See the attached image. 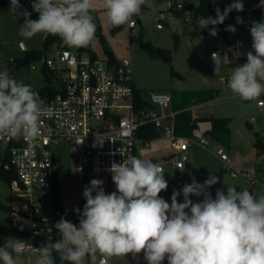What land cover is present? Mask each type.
Instances as JSON below:
<instances>
[{"label":"clouds","instance_id":"9594fccd","mask_svg":"<svg viewBox=\"0 0 264 264\" xmlns=\"http://www.w3.org/2000/svg\"><path fill=\"white\" fill-rule=\"evenodd\" d=\"M145 0H32V9H23L20 0H10V11L24 18L18 35L31 39L38 33L59 36L68 47H87L95 37L93 13L98 6L112 26L124 25L141 13ZM264 5V0H260ZM233 10H244L242 0H233L223 12L215 9V18H197L200 29L217 35L215 26L223 24ZM226 31L235 33L229 25ZM252 50L246 63L234 67L228 87L246 101L264 95V21L250 28ZM253 52L255 54H253ZM241 53L235 52L239 58ZM214 71L218 73L227 56L212 53ZM206 82V81H205ZM39 94L30 85L18 81L7 71L0 72V135L36 138L41 117L51 118ZM109 171L116 191L106 194L103 181L92 179L85 186L86 203L79 214V226L61 218L55 229L60 239L50 247H37L35 264H56L54 253L69 264H106L110 257L135 258L143 253L147 264H264V195L257 198L248 189L226 186L217 189L215 198L206 189L218 183L209 174L203 184L193 180L174 191L171 203L160 196L168 188L163 168L151 160L128 156L122 163L112 162ZM183 195V202L178 197ZM191 196H204L193 202ZM17 237L0 244V261L16 264L14 256L24 248Z\"/></svg>","mask_w":264,"mask_h":264},{"label":"rangeland","instance_id":"374dc122","mask_svg":"<svg viewBox=\"0 0 264 264\" xmlns=\"http://www.w3.org/2000/svg\"><path fill=\"white\" fill-rule=\"evenodd\" d=\"M0 1H4L0 5V72L7 71L10 76L14 77L16 59L22 58L25 51L43 52V60L37 63L36 68L32 64L25 65L18 70L14 78L30 85L32 89L39 90L45 86H50L54 90H58L60 88V74L57 71L51 72L49 70L47 74H44L46 69L44 60L51 57L58 49L67 50L74 54L87 52L81 51L80 48L68 47L63 41V47L53 46L44 51V35L38 33L31 39H25L18 35L21 22L18 16L10 11V0ZM179 1L186 6H198L200 2V0ZM244 1L250 2V0ZM232 2L233 0H216L214 7L226 8ZM20 4L23 9H27L31 13V19H38L39 14L32 9V0H20ZM176 4L173 0H145L143 4L145 10L139 16L141 25L136 18H132L137 22L135 29H131L128 22L118 30H113L105 12L98 6L102 37L117 61H131L134 89L140 91L142 98L147 102H150L151 93H166L171 96L180 92L196 90L214 92L212 101L203 104L197 103L194 106L192 104L191 109L197 118L214 117L227 120L230 129V145L229 147H221L210 137L205 136L204 132L209 128L207 123L200 124V129L194 133L192 139L197 141L204 138L209 142L207 149H200L202 151L199 152L202 156L204 154L207 156V153L210 154V152L216 156V149L221 147L230 160V167L234 171L246 175L240 174L233 178L225 171L224 168L226 167L223 162L216 160L217 156L212 157L213 159L203 157L201 159L202 165L205 163L212 167L218 165L222 171L216 172L217 174L212 173L219 178V181L211 187L213 192L211 196L215 198L217 189L226 190V186H235L237 190L248 189L259 198L264 195V152H259L256 136L264 137V105L259 106L258 104L260 101L264 102V95H261L257 100L246 101L238 95H234L229 89L226 80L229 79L234 67L246 63L243 58L230 55V59L222 63L218 73L214 71L215 66L211 58L213 52H227L229 47L234 46L237 41L243 43L242 54L246 56L247 52L251 51V34L246 29L241 17H237L234 22L229 24L234 26L236 31L235 33L226 31L229 37L227 43L223 42L218 35H208L202 39L183 19L164 24L163 29L158 30L156 26L159 14L176 8ZM141 33L145 41H150L157 47L169 50L171 62L167 63L159 58H151L136 45L129 43L130 34L139 36ZM91 49L98 58L107 59L102 44L95 37L91 42ZM149 145L145 149L148 152L145 159L159 164L163 168L164 178L168 182L167 190L160 193L161 197L168 196L169 192L171 195L173 194V184L179 176H181V184L186 185L190 182L191 175L182 172V175H178L179 170L173 171V148L170 139L162 136L152 142L150 141ZM53 151L59 173L61 197L68 210L67 220H76L77 214L73 216L71 212L76 209L83 210L86 203L83 191L85 186H90V180H87L82 173L77 171L83 156L80 151L72 148L66 141H61L54 147ZM179 157L184 163L182 155L179 154ZM185 170H189L186 165ZM197 174L199 178L209 176L205 172H197ZM220 175L224 176L223 179H220ZM195 181L203 184L200 180L195 179ZM190 199L193 202H199L204 199V196L202 199ZM179 202H183V199ZM0 204L7 208L13 204L9 185L1 176ZM10 220L9 211L0 209V225L8 226ZM4 239L0 236V244H3ZM14 259L16 264H35L36 261V257L29 254H16ZM99 261L100 255L97 254V264ZM0 264L3 262L0 261ZM106 264H131V260L123 256H114L108 258ZM163 264H167V260Z\"/></svg>","mask_w":264,"mask_h":264},{"label":"built area","instance_id":"2783aa9c","mask_svg":"<svg viewBox=\"0 0 264 264\" xmlns=\"http://www.w3.org/2000/svg\"><path fill=\"white\" fill-rule=\"evenodd\" d=\"M243 4L246 12L243 23L250 32L253 22H258L254 11L263 10L264 5L260 0ZM182 8L177 3L176 8L160 13L157 29L177 22L179 19L173 12ZM183 20L189 23L190 16L186 15ZM129 27L135 29L137 22L131 20ZM242 48L243 43L237 41L234 53L239 51V58L246 61ZM218 52L230 58L228 51ZM44 64L47 70L60 74V88L44 101L45 107L52 110V117H41L40 134L36 138L0 135V176H13L7 183L13 198L9 225L27 236L20 239L25 246L19 254L35 257L34 248L50 247L54 243L52 207L57 167L53 149L61 141L81 152L82 162L77 171L88 175H112L109 169L113 161L122 163L128 156H136L140 149L148 147L150 141L144 140L141 132L149 124L154 125L161 137L171 140L177 170L185 169L179 154L195 144L192 139L176 135L177 113L172 110L170 95L151 93L146 109L135 108L130 60L111 63L107 59L92 58L88 52L74 54L58 49ZM258 104L263 106L264 102ZM198 144L203 148L209 146L204 138ZM215 155L228 165L233 178L243 174L230 167V160L221 147L216 149ZM180 180L181 176L175 181L176 188L181 187Z\"/></svg>","mask_w":264,"mask_h":264},{"label":"trees","instance_id":"16d2710c","mask_svg":"<svg viewBox=\"0 0 264 264\" xmlns=\"http://www.w3.org/2000/svg\"><path fill=\"white\" fill-rule=\"evenodd\" d=\"M216 0H200L198 6H186L178 1V4L183 6L182 10L174 11L173 15L177 19H185L186 15L190 16L189 24L191 25L194 33L198 34L202 39H205L208 35L207 32L213 27L209 26L207 29H200L197 24V18L201 16L205 17H213L215 18L216 12L214 3ZM252 2L258 0H251ZM3 2L0 1V5ZM3 8V7H1ZM225 8H220L221 12H223ZM145 8L142 5L141 13L138 16H134L139 22V16L144 12ZM246 15V12L243 10L241 12H237L233 10L229 13L227 18L225 19L223 24L215 26L217 28V35L219 38L227 43L229 41V37L226 33V27L235 21L237 17L243 18ZM254 15L257 18L258 22L264 21V9L254 11ZM94 22L96 24V32L95 38L102 44L103 51L107 56V60L111 63H116L117 60L114 58L112 52L109 50L106 45L102 34H101V25L99 21V10L93 13ZM21 24L24 23V18L22 16L18 17ZM132 20V19H131ZM141 25V23L139 22ZM125 25V24H124ZM113 26V30H118L122 27ZM44 35V51L51 49L53 46L63 47L62 40L59 36H54L48 33H42ZM129 43L131 45H136L140 50L146 52L151 58H159L163 61L170 63L171 62V53L169 50L162 49L160 47L155 46L150 41H145L142 33L139 36H134L132 34L129 35ZM81 51L88 52L92 58H98L94 51L91 49V43L87 47H81ZM43 52L36 51H25L24 56L22 58L16 59V67L14 69V77L18 70L30 64H36L43 60ZM47 69L44 70V74H47ZM37 92L40 98L45 101L46 99H50L54 96L55 90L50 86H45L39 90L32 89ZM171 97V107L174 112H176V117L174 121L175 133L177 136L192 139L194 133L200 129L201 123L209 124V128L204 132L205 136L210 137L214 142H216L221 147H229L230 145V129L228 126V122L222 118H214V117H203L197 118L194 116L191 105H196L197 103L203 104L213 100L214 92L209 90H196V91H188V92H180L177 94H173ZM134 98H135V108L139 110L146 109L148 107L147 101L142 98L140 91L134 90ZM141 137L146 141H152L156 138L161 137L159 131L154 127V125L149 124L143 128L141 132ZM256 143L258 146L259 152H264V137L256 136ZM3 180L8 183L13 176L3 175L1 176ZM0 209L9 211V208L0 204ZM53 222H54V242L60 239V233L55 229V224L63 217L66 219V206L61 197V191L59 186V173L56 172L54 175L53 182ZM0 236L4 238L8 237H17L19 239L27 238V236L17 231L16 229L8 226L0 225ZM54 259L56 264H69V262H62L59 259V256L54 253Z\"/></svg>","mask_w":264,"mask_h":264},{"label":"crops","instance_id":"0c3cea01","mask_svg":"<svg viewBox=\"0 0 264 264\" xmlns=\"http://www.w3.org/2000/svg\"><path fill=\"white\" fill-rule=\"evenodd\" d=\"M245 4H249L250 2H252L251 0H250V2H246V1H244V0H242ZM2 2H4V1H2ZM162 30V29H161ZM235 46V45H234ZM234 46H230L229 47V50H228V52L231 54V55H233L234 57H236L235 56V54H232V52H231V48H234ZM251 46H252V44H251ZM243 47H244V45H243ZM243 49V48H242ZM251 51H253L252 50V47H251ZM253 54H254V52H253ZM237 58V57H236ZM230 59V58H229ZM228 59V60H229ZM192 112H193V110H192ZM207 130V129H206ZM160 138V137H159ZM156 139H158V138H156ZM156 139H154V140H156ZM201 139H203V138H201ZM201 139H199V140H197V141H194L195 142V144H193L191 147H190V149L187 151V152H185L184 154H182V159H183V161H184V164L186 165V167L189 169V170H185V169H180L179 171V173H178V175H182L181 174V172L182 173H184V174H186V175H191V178H190V182L188 183V184H190V183H192V181L193 180H195V179H197V180H200V182H204L206 179H208V177L209 176H207V175H209V174H217L216 172H222V171H220V166H216V167H212V166H210V165H208L207 163H205V164H203L202 165V162H201V159L203 158V157H205V159L207 158V157H216V156H214L211 152H210V154H208L207 153V156H206V154H204V156H202V154H201V152H199V151H202L203 149H207V148H203L202 146H200L198 143H199V141L201 140ZM154 140H152V141H154ZM193 140V139H192ZM151 141V142H152ZM150 146V145H149ZM148 146V147H149ZM209 147V146H208ZM147 147H145V148H142V149H140L138 152H137V155H136V157H139V158H141V159H145L146 158V156H147V151H145V149H146ZM200 149H202V150H200ZM152 155H154V153H152ZM213 159V158H212ZM146 160V159H145ZM216 160H219V161H221L218 157L216 158ZM215 163H217V162H215ZM224 165H225V167L226 168H224V169H226L225 171H227V173H229V170H228V165H226L225 163H223ZM203 166V167H202ZM202 167V168H201ZM193 169V170H192ZM176 168L174 167V164H173V171L174 172H176ZM185 170V171H184ZM197 172L198 173H200V172H205L207 175V177L206 178H199V175L197 174ZM220 174V173H219ZM84 175V177L87 179V180H92V179H100V180H102L104 183H103V185H102V187L104 188V190H105V192H106V194H110V193H112V192H114V191H116V187H115V184L113 183V181H112V175H109V174H96V175H88V174H83ZM230 175V174H229ZM205 176V175H204ZM231 176V175H230ZM223 175H220V179H223ZM232 177V176H231ZM183 186H184V184H182L181 185V187H179V188H176L175 187V183L173 184V191H177V192H179V191H181V189L183 188ZM212 191H211V188H210V194L212 195ZM168 196H165V197H162L163 199H165L166 201H168L169 203H171V197H172V195H171V192H169L168 194H167ZM190 198H194V199H202V196H199V197H197V196H191ZM178 199V202L181 200V199H183V195H182V193H181V195L177 198ZM64 204H65V202H64ZM65 206H66V204H65ZM82 207V206H81ZM67 212H68V210H67V207H66V214H67ZM81 212H82V210H81ZM77 214V219L75 220H69V221H71L72 223H74V224H76L77 226H79V214L74 210V211H72L71 212V215H73V216H75ZM66 219H67V215H66ZM123 257H126L127 259H129V260H131V264H147V261L144 259V255H143V253H140V254H137L136 255V257L134 258L133 257V255L131 254V253H129L127 256H123ZM106 262H107V260H106Z\"/></svg>","mask_w":264,"mask_h":264},{"label":"water","instance_id":"95a60500","mask_svg":"<svg viewBox=\"0 0 264 264\" xmlns=\"http://www.w3.org/2000/svg\"><path fill=\"white\" fill-rule=\"evenodd\" d=\"M179 0H173V2H175V3H177ZM231 52H232V54H235L234 53V48H231ZM36 64H33V67L34 68H36ZM211 188V187H210ZM210 188H208V189H206V192L208 193V194H210ZM250 192H252V191H250Z\"/></svg>","mask_w":264,"mask_h":264}]
</instances>
